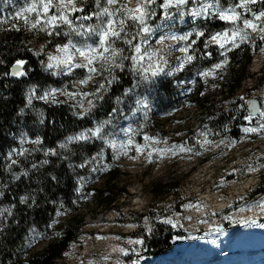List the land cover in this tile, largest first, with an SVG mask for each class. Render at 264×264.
I'll return each instance as SVG.
<instances>
[{"label": "rangeland", "instance_id": "374dc122", "mask_svg": "<svg viewBox=\"0 0 264 264\" xmlns=\"http://www.w3.org/2000/svg\"><path fill=\"white\" fill-rule=\"evenodd\" d=\"M32 2L33 0H0V27H10V20L15 18V12ZM35 2L38 4L39 0H35ZM82 2L84 11L89 9L88 7H91L93 12L98 11L96 0H82ZM136 2L137 0H117L116 4L109 7L115 11L124 4L134 7ZM163 2L164 0H155V3L150 6L156 15L147 20L153 30L148 34V43L144 45V48L163 49L168 66L165 67L163 73L156 77L173 78V82L178 84L179 89L171 97H166L163 94L154 96L152 92L139 88L137 90L139 94L146 96L149 101L148 109H142L133 115H129L130 110L128 113L116 114L105 131L117 133V143L119 144L128 139L121 129L130 126L133 130L135 126L153 118L167 131V139L145 141L142 138L136 142L132 132L131 138L134 144L130 146L126 155L119 148L113 149L110 145H104L105 149H109L113 154L114 165L121 171L116 184L119 187L124 186L126 193L120 196L115 202V209L109 212H106L103 205L98 204L93 191L78 195L72 201L77 207L76 213L84 217L85 226L82 229L79 242L72 243L57 264H81L98 260L103 264H264V209L259 206V200L264 197V193L251 196L254 190L262 186L264 181V131L251 133L243 131L244 128L257 127L261 123L259 116L257 114L251 121L242 119L244 125L240 127L241 135L238 138L210 142L203 133L195 128L197 110L196 105L191 101L197 92V86L201 83L213 81L205 87L203 94L220 97L218 91H223L227 84H230L237 76L239 68L233 71L229 69L227 63L219 69H213L214 64L211 63L219 57L204 56V51L209 47L213 49L212 53L219 52L220 56L222 52L225 54L237 48L228 50L230 46L226 45L225 49H221L209 40L211 34L225 31L230 33L234 25L229 21L219 19L218 15H215L211 10L207 16L195 19L189 14L190 9L199 7L200 4L218 3L221 9L235 8L241 17L237 21L240 27H243V19H250L258 26H264V18L255 20L253 17V13L264 11V0H256L254 4H249V11L236 7L240 0H236L234 4H232V0H196L195 3L188 0L179 9L173 5L167 10L160 7ZM101 6H105L103 0ZM182 11L184 12L183 16L180 14ZM55 12V7L50 9V13ZM83 12L70 14L74 23H96V19L94 21H75L74 16L85 15ZM166 12L168 15H165ZM120 15L122 13H117V16ZM35 16V13L28 14L30 21H34ZM41 16L43 17V13ZM16 19L20 25L27 26L23 17ZM216 23H221L223 28L212 30L211 27ZM26 28L33 33L29 40L30 48L37 57L42 56L40 63L44 73L59 80V86L29 85L26 93L33 86H35L36 93L40 95H43L46 90L50 91L55 88L59 89L55 94V100L63 99L70 102L76 114L84 108H88V100L94 102L95 96H81L80 94L95 93L96 74H92V79L87 83L80 84L79 81L89 75L86 68L73 69V71H77L74 76L80 77L73 83L65 81L63 78L71 72L65 71L59 75H53L51 70L46 71L44 65L47 63V56L49 53L55 52L56 44H62L60 38L55 35L51 36L50 41H56V43L52 47H48L50 41L38 42L37 40L38 34L47 35L45 31H41L39 26L36 31L29 29L28 26ZM56 30L64 34L67 28L60 25ZM194 30H199L204 34L206 32L207 36L203 37L202 35L197 38ZM137 31L138 26L133 21L126 20L127 39L135 37L133 43L139 42L141 37L137 36ZM247 31L249 36L244 42L246 45L252 47L255 44V39L264 41V32H254L251 29H247ZM188 32H193L188 41L166 39L160 44L156 43L160 36L183 35ZM71 38L74 41L84 42L81 37H77L75 34ZM98 39V36L93 35L87 42L95 43L98 42ZM192 40L196 42L189 48L188 54L194 57L193 60L187 62L184 69L168 75L170 68L177 64V57L185 55L179 49L188 45ZM115 46L123 49L126 56L130 54V48L123 43V39L116 40ZM262 49H264V42L262 47L254 53L248 67L250 74L243 80L236 95L243 97L246 105L247 101L254 99L258 107L264 109V89L255 86L256 80L264 72V51ZM222 60L224 58L215 64ZM77 62H80L79 59ZM148 64L146 58L143 66L147 68ZM96 67L99 69L100 64L97 63ZM204 71H210L211 74L201 77L199 73ZM180 73H182L181 76ZM147 75L150 76V73ZM136 76L140 78L138 74ZM218 76L220 77L218 78ZM181 81L183 83H180ZM67 93H77V95L72 97ZM248 111L247 105V113ZM205 140L208 143H203ZM136 144L142 146L139 154L135 149ZM173 145L177 147L173 148ZM180 146H183L185 150L181 151ZM165 148L170 151L163 153L152 151V149ZM149 152H151L150 157ZM170 181L178 182L176 195L156 197L151 190L152 186ZM246 181H249L247 188L236 191L232 196L233 188ZM102 186L103 180L98 178L94 189H99ZM207 195L225 203L217 205L221 203L218 202L208 206L205 203ZM148 212L158 216L157 221L161 231L170 232V235L173 236L171 244L174 249L166 253L165 256L151 255L154 248H151L149 244L145 247L143 244L134 243L136 240H142L139 236H134L139 220L138 216ZM71 216L70 213L56 214L51 223V231L53 232L58 224H65ZM166 219L172 220L173 223H165ZM173 224L176 226L174 227ZM143 226L141 225V227ZM51 231L39 239L34 238L29 242L27 248L30 253L45 248L53 235ZM241 234L243 235L242 241L241 238H238ZM98 235L104 238L110 237L114 244L126 249V253L122 254L119 249L116 252L93 249L86 253V240H93ZM133 249L137 251H133Z\"/></svg>", "mask_w": 264, "mask_h": 264}, {"label": "trees", "instance_id": "16d2710c", "mask_svg": "<svg viewBox=\"0 0 264 264\" xmlns=\"http://www.w3.org/2000/svg\"><path fill=\"white\" fill-rule=\"evenodd\" d=\"M235 2L236 0H232V4ZM88 8L83 14L88 15L93 12L91 7ZM77 17L78 15L74 16L75 21H79ZM94 20L95 17L91 21ZM10 24V27H0V264H57L70 245L79 242L85 226L84 217L76 213L77 207L72 201L78 195L93 191L98 204L103 205L106 212H109L115 209V202L126 193L124 186L119 187L116 184L121 171L114 165L113 154L109 149H105L102 141L74 142L69 144L68 149H61L59 143L70 135L93 127L96 122L108 119V113L113 107H122L123 113H128L130 108L135 106V97L124 98L122 105L115 104V97L121 96L125 88L130 87L134 80L139 81L140 78L133 74L130 68L131 61L125 60L123 70H114L113 74L118 80L102 93L103 100L95 97L93 102L95 106L84 117L76 114L71 103L63 99H57L56 103H52L51 100L46 102L34 98L32 105L25 107L26 89L29 85L59 86V80L44 73L40 63L42 56L37 57L30 48L29 40L33 33L28 31L27 26L20 25L16 18L11 19ZM222 28L221 23L211 27L214 31ZM37 36L38 42L51 40L45 34ZM205 36H207L206 32L203 37ZM59 38L60 43H64L67 37L61 33ZM254 42L252 47L242 42L236 49L221 56L219 52L212 53L213 49L210 47L204 51V56L208 58L219 57L211 64L227 57L229 69L235 71L239 68L237 76L231 83L227 84L223 91H218L220 97L203 94L205 87L213 82L209 81L198 85L197 94L195 93L194 99H191L197 110L195 128L210 142L238 138L241 135L240 127L244 125L242 119L247 113V105L240 96L236 95V91L249 76L248 67L251 59L264 41L255 39ZM55 43L56 41H50L47 46L52 47ZM123 55L126 56L124 50ZM17 59L26 62L24 66L26 74L21 77L4 75L10 72L12 64ZM76 72L73 71L63 77L64 80L73 83L80 78L74 76ZM107 75V73H96L95 90ZM255 86L264 89V72L256 80ZM141 88L152 92L154 96L163 94L171 97L179 86L173 82V78L156 77L145 82ZM22 108L24 112L21 114ZM133 133L136 142L145 135L158 141L167 139V131L153 118L135 126ZM37 136L41 138L39 145L31 142ZM22 139L23 143H21ZM49 148L55 149L59 155L46 156L44 150ZM21 149L25 151L21 153ZM101 149H103L102 155L98 159L90 160L84 168L69 167V162L80 164L83 159L95 156ZM64 156L68 159L61 158ZM43 160L49 162L40 163ZM33 164L37 167L33 168ZM93 168L96 170L93 171ZM25 171L28 173L27 176L23 175ZM14 175L19 178L13 179ZM53 176L57 177L56 181L51 179ZM81 177L83 179H80ZM98 178H102L103 186L94 189ZM177 188L178 182L170 181L156 184L151 190L156 197L174 196ZM263 193L264 181L251 196ZM21 196H28L29 200L22 204ZM32 198L35 199L34 204ZM57 213H70L72 216L65 224H58L52 232L49 225ZM138 217L134 236H139L145 247L149 244L154 248L151 255L162 257L173 251L174 247L171 244L173 236L170 232L161 231L157 215L148 212ZM49 231L53 235L45 248L30 253L27 248L29 242L34 238L39 239ZM162 240L165 241L161 242Z\"/></svg>", "mask_w": 264, "mask_h": 264}, {"label": "snow or ice", "instance_id": "6c2138e0", "mask_svg": "<svg viewBox=\"0 0 264 264\" xmlns=\"http://www.w3.org/2000/svg\"><path fill=\"white\" fill-rule=\"evenodd\" d=\"M188 0H164L163 4L160 5L161 8L167 10L171 6H175L178 9L185 5ZM193 3L196 0H192ZM256 0H240V3L236 5V7L243 8L245 11H249L248 5L254 4ZM105 6L102 5V0H96V7L98 11L91 12L88 15L78 16L76 19L80 21H91L93 17L96 19V23H79L76 24L73 22L70 17L71 13L83 12L84 6L82 0L78 2V0H39L37 4L35 0L32 3L27 4L25 7L20 8L15 12V18H24L25 24L29 27V29H36L38 26L41 31H45L49 37L55 35L59 36L61 33L56 29L60 25L66 26L67 30L64 32V35L67 37V41L62 44L55 45V52L49 53L47 56V63L44 65L46 71L51 70L53 75H59L63 72H72L73 69L76 68H86L89 75L80 80V84L87 83L88 80L92 79V74L107 73L108 75L105 77L103 81H101L99 87L96 88L95 93H81V96L94 95L97 99L103 100L104 96L103 92H106L108 88L113 84L114 81L118 80V77L114 75L115 69L123 70L125 67L124 61L130 60V68L134 75L138 74L140 76V80H134L133 84L130 87H127L123 90L121 96L115 97V104L122 105L124 103V98L131 99L133 96L134 99V107L130 108L129 115H133L142 109H148L149 101L146 96H141L137 91L141 88L145 82L150 81L152 77L158 76L160 73H163L165 67L168 66V62L163 55V49H145L144 45L148 43V34L152 32V28L147 23V20L156 15V12L151 10L150 6L155 3V0H137L134 7H129L127 4L121 5L120 8H117L115 11L112 10L110 5H114L117 3V0H103ZM53 7L56 8L55 13H50V9ZM209 10H211L215 15H218L219 19L231 22L234 27L231 32H218L215 34H211L209 36L210 42L218 45L221 49H225L226 45H229V49L236 48L239 46V43L245 42L248 39L249 33L247 29H251L256 32H264V26H258L253 20L243 19V27H240L237 24V21L241 19L240 14L235 10V8L229 7L226 9H221L220 5L211 4V3H203L200 4L199 7H193L190 9V15L195 19L200 16H207L209 14ZM29 13H35V20L30 21L28 18ZM43 13V17L41 16ZM117 13H122V15L117 16ZM181 16L184 15L182 11ZM165 15H168L166 12ZM253 17L255 20H260L264 18V11H260L258 13H253ZM126 20L133 21L138 26L137 36H140L141 39L139 42L133 43V39H127V33L125 32ZM43 21V22H42ZM75 34L77 37H81L83 39V43L74 41L71 37ZM195 36L198 38L204 35L203 32L199 30H194ZM93 35L98 36V42L88 43V39H90ZM193 35V32H188L183 35H168V36H160L157 39L156 43L160 44L166 39H170L173 41L183 40L188 41L189 37ZM123 39V43L128 45L130 48V54L128 56L123 55V49L115 46L116 40ZM195 40H192L185 47H181L179 51L185 53L183 57H177V64L172 66L167 73L171 75L172 73L182 70L185 67L187 62L193 60V56L188 54L189 48H191L192 44H195ZM207 47V44H205ZM264 51V49H262ZM224 55V53H221ZM149 62L148 67L145 68L143 65L145 63V59ZM79 59L80 62H77ZM227 57L224 60L220 61L217 64L213 65V69H219L222 65L227 64ZM100 64V68L96 67V64ZM26 62L23 59L15 60L14 64L11 66L10 72L4 73V75H12L15 77L24 76ZM150 73V76L147 75ZM210 71L200 72L199 75L201 77H205L210 75ZM180 83H183L182 81ZM59 91V89H51L50 91L46 90L43 95H37L35 91V86L29 88L26 95V104L25 107L32 105L33 98L48 101L51 100L52 103H56L55 94ZM69 96H76L77 93H67ZM243 100L244 98L241 97ZM248 105V113L243 118L245 120L251 121L253 117L259 116V120L261 123L258 124L257 127H248L244 128L243 131L245 133L251 132H261L264 131V109L258 108L256 105V101H247ZM93 100H88V108H84L81 112L78 113L80 117H84L88 113H90L91 109L94 107ZM81 107H83L81 105ZM24 109H20V113L22 114ZM124 109L122 107H113L111 111L108 113V119L96 122L93 127L84 129L79 133L74 135H70L65 138L63 142L59 143V147L61 149H68L69 144L74 142H89L91 140H99L102 141L104 145H110L113 149L119 148V150L123 154H127L130 146L134 144V141L131 138V134L133 132L132 128L129 126L126 129H121L128 139L126 142L117 143V133L114 131L106 132V127L112 123V119L116 114H123ZM42 115V113H41ZM43 123V120H41ZM142 126V125H141ZM145 141L150 139H155L153 137H149L147 135L144 136ZM23 139L21 143H23ZM33 144L39 145L41 143V138L37 136L35 140L31 141ZM203 143H208L205 140ZM141 145L136 144L135 149L139 154L141 152ZM176 148V145L172 146ZM180 150H185L183 146H180ZM21 153L25 151L24 149L20 150ZM152 151H159L161 153L170 151V149H152ZM45 155H59L55 149H46L44 150ZM103 149L95 156L88 157L83 159L80 164H74L73 162H69L70 168H84L90 160L98 159L102 155ZM151 156V152H149V157ZM62 159L67 160L68 157H61ZM135 159V157H132ZM48 160H43L40 163L47 164ZM12 163H16V161H12ZM33 168H36L37 165L33 164ZM93 171L96 169L93 168ZM254 171L255 169H250ZM23 175L27 176L28 173L25 171ZM19 177L14 175L13 179H18ZM53 181L57 180V177H51ZM80 179H83L82 177ZM78 191V189H77ZM29 200L28 196H21L20 202L26 203ZM35 203V199L32 198V204ZM31 206V205H29ZM262 209H264V201L260 202L259 205ZM60 213H57L59 215ZM165 223L172 224V220L166 219ZM175 227L176 225L173 224ZM51 227V225H49ZM150 231V229H149ZM136 244H142V240L134 241ZM119 251L123 254L126 253V249L120 248ZM133 251H137L133 249ZM107 259V257H105Z\"/></svg>", "mask_w": 264, "mask_h": 264}, {"label": "bare ground", "instance_id": "6f19581e", "mask_svg": "<svg viewBox=\"0 0 264 264\" xmlns=\"http://www.w3.org/2000/svg\"><path fill=\"white\" fill-rule=\"evenodd\" d=\"M258 64V62L256 63V65ZM249 185V181H246V182H242V183H239L238 185H236L234 188H233V191L231 192L232 193V196H234L235 192L236 191H240V190H244L247 188V186ZM238 194V192H237ZM261 201H264V197L259 200V205H260V202ZM218 202H221V200H216L215 197H212L210 195H207L205 197V203L206 205L208 204V206H212L213 204H217ZM225 202H221L220 204H217V205H222L224 204ZM205 205V206H206ZM206 208V207H205ZM197 211V210H196ZM201 211V210H200ZM257 211V210H256ZM193 223V222H192ZM198 223V222H197ZM191 225V224H190ZM198 225V224H197ZM196 225V226H197ZM192 226V225H191ZM194 227V226H193ZM209 231V230H208ZM242 237L243 235H239L238 238H241V241H242ZM85 252L86 253H89L91 250L95 249V250H109L111 252H116L117 249H120V246L118 244H114V241L110 238V237H102V236H96L93 240H86L85 242ZM211 249V248H210ZM81 264H103L102 262H100L99 260L98 261H90V262H87V263H81Z\"/></svg>", "mask_w": 264, "mask_h": 264}, {"label": "water", "instance_id": "95a60500", "mask_svg": "<svg viewBox=\"0 0 264 264\" xmlns=\"http://www.w3.org/2000/svg\"><path fill=\"white\" fill-rule=\"evenodd\" d=\"M251 101H255L254 99H252ZM256 105H257V102H256ZM257 107H258V105H257ZM259 108V107H258Z\"/></svg>", "mask_w": 264, "mask_h": 264}]
</instances>
